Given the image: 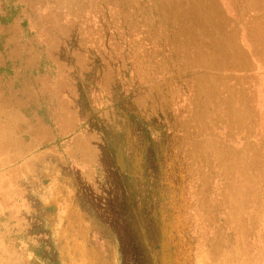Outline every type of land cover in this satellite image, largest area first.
<instances>
[{
    "label": "rangeland",
    "instance_id": "obj_1",
    "mask_svg": "<svg viewBox=\"0 0 264 264\" xmlns=\"http://www.w3.org/2000/svg\"><path fill=\"white\" fill-rule=\"evenodd\" d=\"M19 1L0 264H264V0Z\"/></svg>",
    "mask_w": 264,
    "mask_h": 264
},
{
    "label": "trees",
    "instance_id": "obj_2",
    "mask_svg": "<svg viewBox=\"0 0 264 264\" xmlns=\"http://www.w3.org/2000/svg\"><path fill=\"white\" fill-rule=\"evenodd\" d=\"M22 9L23 5L19 0H0V55L3 58L0 64V85L5 91L10 85V78L18 64L17 59L10 58L8 55V39L19 33V29L21 32L24 31L26 35L31 34L28 29V20L23 17ZM16 24L20 26L19 29H17ZM14 85L20 84L15 82ZM40 248L33 249V258L30 260V264H56L53 261L43 263L45 257H42Z\"/></svg>",
    "mask_w": 264,
    "mask_h": 264
}]
</instances>
